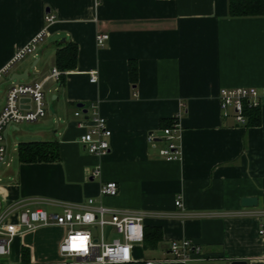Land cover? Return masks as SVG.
Wrapping results in <instances>:
<instances>
[{
  "label": "crops",
  "instance_id": "obj_1",
  "mask_svg": "<svg viewBox=\"0 0 264 264\" xmlns=\"http://www.w3.org/2000/svg\"><path fill=\"white\" fill-rule=\"evenodd\" d=\"M228 1L0 0V70L10 64L0 74V111L10 83L43 79L58 67L56 52L67 42L78 49L76 66L45 82V116L6 129L15 153L0 173V209L10 211L15 233L0 264H73L59 253L66 226L23 231L16 223L27 208L59 212L62 204L85 206L90 197L143 214L145 237L128 264H264V102L259 124L240 125L222 116L217 98L221 87L264 86V15L231 16ZM45 12L56 21L37 50L10 63L45 27ZM98 33L109 36L101 47ZM18 75L25 78L16 82ZM91 102L111 131L109 150L99 156L80 142L83 129L73 115ZM176 119L180 155L166 160L158 152L165 144L161 129ZM149 134L158 137L157 147ZM40 140L56 143L58 158L21 162L18 144ZM114 180L115 196L99 194L102 183ZM247 196L257 205L242 206ZM175 240L200 251L174 260L168 246Z\"/></svg>",
  "mask_w": 264,
  "mask_h": 264
},
{
  "label": "built area",
  "instance_id": "obj_2",
  "mask_svg": "<svg viewBox=\"0 0 264 264\" xmlns=\"http://www.w3.org/2000/svg\"><path fill=\"white\" fill-rule=\"evenodd\" d=\"M96 2L100 0H95ZM45 27L36 33L26 44L23 45L12 57L10 63L22 59L26 54L34 53L37 43L46 36L47 28L56 21L54 13L45 12ZM108 34L98 33L95 41L97 46H103L108 39ZM10 65V64H9ZM0 70V74L4 69ZM62 71L54 66L50 73L33 83H10L6 90V99L3 109L0 111V160L7 156L8 143L3 132L10 125L32 122L39 120L46 114L45 107V82L50 79H59ZM91 82H96L95 70L88 71ZM223 117L232 115L235 122L245 125L247 116L244 114L245 107H259L264 102V86H229L221 87L217 95ZM77 125L83 129L80 142L85 145L86 150L93 155H102L109 150V138L111 131L107 126V120L100 114L97 103H89L86 111L77 108L73 113ZM162 139L165 144L158 147V152L166 160H173L179 157L180 147L176 140L180 137V125L176 119L169 126L163 127ZM157 139L154 134L148 135V142L152 147H157ZM6 161V160H5ZM98 169L91 170L97 174ZM119 185L114 181H105L101 184L99 194L102 196H115ZM176 206L181 205L178 196L174 201ZM62 211L48 212L43 208H34L22 211L19 214L16 225L20 230L28 231L42 225H63L67 227V233L59 244V253L80 260L81 262L91 261L96 264H128L133 259L132 248L144 240V216L141 213H122L119 209L105 205L103 202L94 204L92 197L88 198L85 206L77 204H62ZM10 211L0 209V256L10 252L14 228L9 226L8 218ZM90 217V219H89ZM107 225L111 226L114 236L109 240L106 235ZM89 226L98 229V235L93 233ZM87 237L85 241L86 250L71 248L72 237ZM128 249L125 259L124 249ZM168 250L172 258L187 261L198 254L199 248L191 241H172ZM147 260L146 264H150Z\"/></svg>",
  "mask_w": 264,
  "mask_h": 264
},
{
  "label": "trees",
  "instance_id": "obj_3",
  "mask_svg": "<svg viewBox=\"0 0 264 264\" xmlns=\"http://www.w3.org/2000/svg\"><path fill=\"white\" fill-rule=\"evenodd\" d=\"M228 13L231 16H257L264 15V0H229ZM77 51L75 43L67 42L62 50L56 52L55 63L61 71L74 68L77 64ZM129 75L133 83L137 81V67L130 63ZM244 114L247 116L246 125H257L260 123V106L245 107ZM171 123V122H170ZM170 123H168L170 125ZM166 124L167 126H169ZM18 157L21 162H41L55 160L58 158L56 143L47 141H25L17 146ZM154 240L160 239L159 229H154Z\"/></svg>",
  "mask_w": 264,
  "mask_h": 264
},
{
  "label": "water",
  "instance_id": "obj_4",
  "mask_svg": "<svg viewBox=\"0 0 264 264\" xmlns=\"http://www.w3.org/2000/svg\"><path fill=\"white\" fill-rule=\"evenodd\" d=\"M62 41H65V39L62 38ZM24 78H25V76L23 77L21 75H18V76H14L12 79H15L16 82H18L19 80L24 79ZM78 106L82 107V104H78ZM83 111H86V110L84 109ZM3 134L5 136L6 129L4 130ZM5 160H6V156H4V158L2 160H0V166L5 162ZM240 204H242V206H244V207H247V206H256L257 205V198L254 197V196L242 197L241 198V201H240ZM110 229H111V226L110 225H107L106 232H108ZM233 264H245V263L244 262H241L239 260H234Z\"/></svg>",
  "mask_w": 264,
  "mask_h": 264
},
{
  "label": "rangeland",
  "instance_id": "obj_5",
  "mask_svg": "<svg viewBox=\"0 0 264 264\" xmlns=\"http://www.w3.org/2000/svg\"><path fill=\"white\" fill-rule=\"evenodd\" d=\"M13 148H14V145L11 141V143L9 144L8 149H7L8 153H7V160L6 161H8V162H10L11 156L15 153ZM6 161L0 166V173L2 171L6 170V168H7L6 164H5ZM89 227L91 228V230H93V233L97 236L98 235L97 227H95V226H89ZM73 264H82V262L80 260H74Z\"/></svg>",
  "mask_w": 264,
  "mask_h": 264
},
{
  "label": "snow or ice",
  "instance_id": "obj_6",
  "mask_svg": "<svg viewBox=\"0 0 264 264\" xmlns=\"http://www.w3.org/2000/svg\"><path fill=\"white\" fill-rule=\"evenodd\" d=\"M90 219V217H89ZM83 241V243H81ZM85 238L84 237H79V236H76V237H72V240H71V248L73 250H77L78 248H83L84 250H86V247H85ZM125 251V254L127 253V249L124 250Z\"/></svg>",
  "mask_w": 264,
  "mask_h": 264
},
{
  "label": "clouds",
  "instance_id": "obj_7",
  "mask_svg": "<svg viewBox=\"0 0 264 264\" xmlns=\"http://www.w3.org/2000/svg\"><path fill=\"white\" fill-rule=\"evenodd\" d=\"M85 238V240H87L88 238L87 237H84ZM81 243H83V241L81 242ZM125 249H127V248H125ZM124 249V250H125ZM125 252V251H124ZM127 253H128V249H127ZM127 253L125 254V259H130V257L127 255Z\"/></svg>",
  "mask_w": 264,
  "mask_h": 264
}]
</instances>
